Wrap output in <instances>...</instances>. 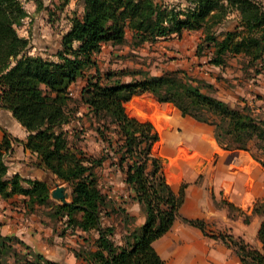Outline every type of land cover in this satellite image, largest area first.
<instances>
[{
    "label": "trees",
    "instance_id": "1",
    "mask_svg": "<svg viewBox=\"0 0 264 264\" xmlns=\"http://www.w3.org/2000/svg\"><path fill=\"white\" fill-rule=\"evenodd\" d=\"M68 0H59L65 4ZM82 12L71 18L51 56L30 53V42L18 33L27 11L21 0H0V105L28 131L25 146L36 152L40 164L65 181L69 201L50 198L45 180L9 173L11 149L6 133L0 143V195L28 197V211L48 207L51 220L64 224L61 234L96 230L90 247L81 246L75 256L85 264H168L153 242L181 218L219 238L238 254L242 264H264V196L251 215L261 217L259 246L242 237L218 232L208 234L202 218L181 215L186 182L174 191L167 182L153 145L159 134L148 120L129 115L125 102L132 95L151 92L159 102H170L182 116L213 126L223 149L250 150L264 166V114L260 105L244 97L232 106L215 94L213 83L176 68L153 74L143 67L101 69L96 54L104 43L140 46L160 39L180 37L185 30H201L195 55L205 63L225 66L240 55L246 74L264 72V4L262 0H76ZM58 3V2H57ZM234 13L232 17L231 14ZM85 79L79 96L70 86ZM95 131L103 145L98 155L82 146L87 130ZM253 147V150H251ZM120 170L123 181L145 213L144 222L128 229L121 242L113 238L115 225L102 220L125 207L103 191L98 168L104 161ZM228 206H234L227 202ZM244 213L243 210H240ZM250 215L245 214L248 223ZM87 239V238H85ZM89 241V240H87ZM0 264H65L36 251L16 235L0 232Z\"/></svg>",
    "mask_w": 264,
    "mask_h": 264
},
{
    "label": "crops",
    "instance_id": "2",
    "mask_svg": "<svg viewBox=\"0 0 264 264\" xmlns=\"http://www.w3.org/2000/svg\"><path fill=\"white\" fill-rule=\"evenodd\" d=\"M262 1L264 4V0ZM26 11L28 16V10L26 9ZM231 16L233 17L234 13L231 14ZM197 31L201 34V30H185L182 35H184L185 32ZM182 35L180 37H182ZM199 39L195 42L194 54L196 44ZM105 45L113 47V45L109 43H104L102 48ZM30 46L32 49V44H30ZM101 52L102 51L100 50L96 54V58L100 68L104 69V67H101L100 65V58H102L100 55ZM205 66L208 71L200 72L199 77L205 78L207 81L213 83L216 88L215 94L219 98L228 102V100L232 99L233 95L231 94L234 92L240 95V72L242 71L240 55L231 56L228 63L223 67L207 63ZM245 83L246 87L244 88H246V91H243L242 93L244 94L242 95L247 97L245 98L247 100L249 97V99L258 102V105L261 106L264 114V72L250 74L246 78ZM84 84L85 79L83 78H78L74 81L70 86L72 95L75 97L79 96L81 87ZM143 93L151 92L146 91ZM143 93L132 95L127 102L129 103L134 98H140V95ZM156 101L158 100L156 99ZM127 102H125V104ZM124 106L129 115L140 120L150 121L149 119H143L137 114L130 112L126 105ZM174 108L177 109L176 107ZM150 122L152 123V121ZM183 122L185 131L191 136L188 138L186 137L187 140L186 138H181L176 146V150L179 151L180 149L178 146L182 143H186L185 141H187L188 145L192 149V152L188 157L174 156L173 159L168 162V167H165L166 172L164 171L166 180L174 191H178L183 182H186L187 184L185 187L184 200L180 208L181 215L189 218H202L206 223L213 224L215 228L219 229L226 228L227 226L232 234L240 235V215L236 218L230 217L228 215V210L225 207L223 208L217 206L214 201L218 200L221 196L222 198L232 202L238 208H240V204L244 206L252 204L253 206L254 202L258 198L264 196V190H262L259 186V180H256L255 178L253 183L247 184L248 186L244 185L240 188V171L232 172L229 169V165H239L240 160L235 161V159H230L232 156L228 153L221 154L220 151L222 148L218 145L214 137L213 126L198 121L190 116H183ZM6 133L10 136L11 144V149L6 156L9 165V173H19L24 177L45 180L49 184L50 198L55 202H62L63 200L56 201V199L53 198L50 180L55 178V187L57 185L68 187L67 183L58 179L54 173L44 168L39 163L40 157L37 153L33 152L24 144L28 134L25 126L12 115V112L9 109L0 105V143L4 139ZM170 134L172 135V133ZM89 137L96 142L97 146H90ZM174 137H176V135H174ZM102 145L103 143L97 139L95 131L89 128L86 133L85 142L82 145L84 149L92 155H98ZM216 156L217 158L214 162ZM162 168L164 170L163 166ZM102 170H108V173L106 172L107 174L116 175L118 177L116 182H112L114 184L117 183L119 186L117 190L118 195L112 197L110 194L109 196L115 200L116 206L125 207L126 212L131 216V218H134L132 208H127L126 204L129 202L131 207H139L141 210L142 207L136 200H134L132 190L123 181V174L120 170L111 167V165H109V161L107 160L104 161L103 165L98 168L100 180L102 177ZM200 175H202L201 179H199ZM69 194L71 198L70 188ZM27 199L28 197L23 194H14L10 197H3L0 195V232L4 235H16L34 249L36 242H47L46 237L52 234V229L45 226L42 222L43 217L39 218L36 213L43 205L38 206L35 211L30 212L26 206ZM69 200L70 199H65V201ZM118 213L120 212L115 211L110 215L105 216L102 220V224L115 225V223L112 222L106 223L104 219ZM119 219L121 220L123 217L121 216ZM143 219L145 220V214ZM143 219L142 221L144 222ZM259 224L260 220L255 223V216H253L251 221L248 223V229L252 230L253 233L256 232L257 234ZM116 229L117 227L115 228L113 238L117 242H121V239L117 240L115 237ZM218 232L220 231H217V233ZM58 234L62 235L60 232H58ZM66 234L74 236L71 241H74V243L78 246V248L75 247L72 249V254L75 259H78L74 254L75 250H78L81 246L90 247L93 245L92 239L98 235L96 230L86 232L81 229H75L73 232L66 230L63 235ZM55 238L60 239L61 237L55 236ZM153 245L158 254L168 264H242L238 254L232 247L228 246L219 238H214L210 235L204 234L200 227L190 225L181 218L176 219L170 230L156 239L153 242ZM47 256L50 257V255ZM81 261L82 260L79 259L78 263Z\"/></svg>",
    "mask_w": 264,
    "mask_h": 264
},
{
    "label": "rangeland",
    "instance_id": "3",
    "mask_svg": "<svg viewBox=\"0 0 264 264\" xmlns=\"http://www.w3.org/2000/svg\"><path fill=\"white\" fill-rule=\"evenodd\" d=\"M24 8L28 10V16L24 19V23L18 27V33L21 36H25L32 44L31 54H40L43 56H51L52 53L59 47L60 35L65 32L70 26L71 18L75 14L82 12V6L76 2V0H68L65 4H59V0H21ZM58 2V3H57ZM128 42L122 45L113 46L105 45L101 49L100 65L104 69L108 68H121V67H143L151 71L153 74H159L163 70H171L176 68L186 69L190 75L199 77L200 72L208 71L205 66L206 57L196 56L194 54L195 42L200 38L201 34L197 32H185L182 37H172L167 39H161L157 42L150 44L145 43L140 46H132L130 44V34L128 33ZM34 46V48H33ZM249 74L240 72V95L235 93L232 99L228 100V103L232 106L242 105L241 98H247L243 96V91H246V78ZM238 79V78H237ZM250 103L258 105L259 103L249 99ZM127 109L137 114L143 119H149L152 121L155 129L159 134L158 140L153 145V153L159 158L161 166L168 167V162L173 159L174 156L188 157L192 152L191 147L186 143H182L178 146L179 151L176 150V146L181 138H188L191 136L184 129L183 116L181 117L179 110L175 109L170 102H158L155 96L151 93H143L140 98H134L126 104ZM177 112V114H176ZM176 117V118H175ZM159 125V126H157ZM172 133V135L170 134ZM176 135V137H174ZM186 138V140H187ZM182 139V140H183ZM90 146H97L96 142L89 137ZM184 141V140H183ZM253 150V147H251ZM221 154H230V159L240 160L238 164L229 165L230 171H240V188L244 185L253 183L254 179L259 180L262 190H264V166H262L251 155L250 150L245 149H223ZM186 153V154H185ZM248 154V158H244L242 155ZM244 159H243V158ZM217 156L214 159L216 161ZM108 170H102L101 180L104 191L108 195H118V184L116 182L118 177L116 175L107 174ZM166 172V171H165ZM200 175L199 179H201ZM55 178L50 180V186L52 189L53 198L56 201H62L70 199L69 188L62 186L60 197L55 193ZM60 186V185H58ZM248 186V185H247ZM55 187V188H54ZM219 207H225L228 210V215L232 218H236L240 215V237L253 246H259V241L256 236V232L248 229V223L252 217L255 216V223L261 221V217L257 214L251 215V205H241L238 208L236 205L228 206L227 202H230L220 196L218 200L214 201ZM128 202L126 207H130L133 210L134 218H127L124 214H113L110 217H106L104 221L106 223H115L116 239H121L122 235L128 230L134 227H138L142 224L144 216L143 210L139 207H131ZM129 205V206H127ZM240 210H243L241 212ZM48 207L42 206L36 212L38 217L42 218V222L45 226L52 229V234L47 236V242H36L34 249L42 251L43 253L50 255L65 264H84L82 261L78 263L79 259H75L72 254V249L78 246L71 241L74 236L59 235L64 228V224L58 220H51L48 216ZM245 214L250 215L248 223L244 222ZM123 219H119L120 217ZM144 220V219H143ZM204 220V219H203ZM205 221L202 226L206 233H217V231L231 233L227 228L219 229L215 228L213 224H208ZM215 225V224H214ZM54 228V231H53ZM222 230V231H221ZM250 230V231H249ZM57 232V233H56ZM232 234V233H231ZM234 238L239 235L233 234ZM60 236L61 238H55ZM81 260V259H80Z\"/></svg>",
    "mask_w": 264,
    "mask_h": 264
},
{
    "label": "water",
    "instance_id": "4",
    "mask_svg": "<svg viewBox=\"0 0 264 264\" xmlns=\"http://www.w3.org/2000/svg\"><path fill=\"white\" fill-rule=\"evenodd\" d=\"M63 190V187L62 186H56V189H55V195L56 196H58V197H60V194H61V191ZM53 193V192H52ZM63 201H65V200H63Z\"/></svg>",
    "mask_w": 264,
    "mask_h": 264
},
{
    "label": "bare ground",
    "instance_id": "5",
    "mask_svg": "<svg viewBox=\"0 0 264 264\" xmlns=\"http://www.w3.org/2000/svg\"><path fill=\"white\" fill-rule=\"evenodd\" d=\"M157 126H159V125H157ZM185 154H186V153H185ZM242 156H243L244 158H246V157L248 158V154H247V155L244 154V155H242ZM243 157H242V158H243ZM244 158H243V159H244ZM188 164H189V163H188ZM247 202H248V200H247ZM247 202H246V203H247Z\"/></svg>",
    "mask_w": 264,
    "mask_h": 264
}]
</instances>
